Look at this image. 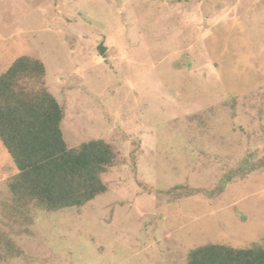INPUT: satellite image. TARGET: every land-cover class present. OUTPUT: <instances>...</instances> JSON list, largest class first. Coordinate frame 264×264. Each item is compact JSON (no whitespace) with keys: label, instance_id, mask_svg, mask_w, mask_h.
<instances>
[{"label":"rangeland","instance_id":"374dc122","mask_svg":"<svg viewBox=\"0 0 264 264\" xmlns=\"http://www.w3.org/2000/svg\"><path fill=\"white\" fill-rule=\"evenodd\" d=\"M18 56L44 64L68 147L116 156L82 209L29 213L6 264H185L264 240V0H0V74ZM244 159L261 166L203 193ZM15 172L0 143V202Z\"/></svg>","mask_w":264,"mask_h":264},{"label":"trees","instance_id":"16d2710c","mask_svg":"<svg viewBox=\"0 0 264 264\" xmlns=\"http://www.w3.org/2000/svg\"><path fill=\"white\" fill-rule=\"evenodd\" d=\"M45 78L44 64L30 56L14 58L0 74V143L16 170L3 181L8 198L0 202L4 219L0 220V264L23 255L10 234H32L29 213L78 211L101 196L107 187L102 175L116 156L112 145L102 139L68 147L60 128L64 110ZM246 162L242 160L212 192L203 193L211 198L233 175L243 177L261 166ZM179 188L185 195L200 192ZM185 264H264V240L242 248L199 246L188 251Z\"/></svg>","mask_w":264,"mask_h":264},{"label":"water","instance_id":"95a60500","mask_svg":"<svg viewBox=\"0 0 264 264\" xmlns=\"http://www.w3.org/2000/svg\"><path fill=\"white\" fill-rule=\"evenodd\" d=\"M106 50V48L103 46L102 43H99L97 46H96V51L99 55H102L104 53V51Z\"/></svg>","mask_w":264,"mask_h":264}]
</instances>
